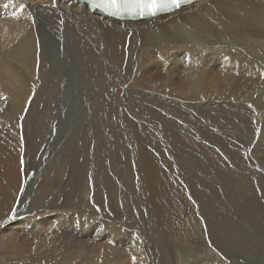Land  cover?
I'll return each mask as SVG.
<instances>
[{
  "label": "bare ground",
  "instance_id": "1",
  "mask_svg": "<svg viewBox=\"0 0 264 264\" xmlns=\"http://www.w3.org/2000/svg\"><path fill=\"white\" fill-rule=\"evenodd\" d=\"M70 95L84 99L79 111ZM29 101L27 122L20 121ZM53 103L59 114L81 112L79 140L86 144L76 148L78 119L69 115L71 148L48 147L54 164L46 163L37 190L28 191L18 131L24 145L30 114L45 121L31 139L39 151ZM246 107L262 126L253 152H262L264 169V0H198L137 22L106 18L77 0H0V249L11 250L0 253V264H120L128 248L120 253L111 242L138 243L134 227L181 239L226 227L209 198L228 210L264 198V175L251 181L232 167L243 163L233 137L250 123L240 112ZM109 136L117 137L113 145ZM166 149L171 160L163 159ZM174 163L180 181L171 176ZM91 186L93 201L110 202L112 217L89 204ZM262 212L253 207L258 221L250 227H264ZM76 227L98 228L77 235ZM139 251L134 257L146 254Z\"/></svg>",
  "mask_w": 264,
  "mask_h": 264
},
{
  "label": "rangeland",
  "instance_id": "2",
  "mask_svg": "<svg viewBox=\"0 0 264 264\" xmlns=\"http://www.w3.org/2000/svg\"><path fill=\"white\" fill-rule=\"evenodd\" d=\"M66 63H67V61H66ZM60 87L64 89L63 86H60ZM60 87H59V89H60ZM60 92L63 93V91L61 89H60ZM137 100L140 101L141 97L137 98ZM70 101L73 103V105L75 102H76V104L78 103L77 108L80 105H84V103H85L84 99L79 98L78 95H76L74 97H73V95H70ZM249 104H251L252 106L254 105L251 101L249 102ZM29 105H31V101H29L26 104L25 109H23V111L20 115V121H24V119H25V121L27 122L26 116H27L28 111L31 107ZM149 105H151V104H149ZM52 106L57 108V109L55 108L53 111V114H55L54 115L55 118L49 120L50 123H48L49 124L48 126L51 129L49 127H47V129H45V130H47L48 136H46V139L44 141L45 144L42 147H40L39 151L36 152V146H34V143L32 142L31 139L32 138L34 139L35 137H37L36 136V134L38 132L37 129H39L41 126H43L45 124V121L43 122V120L40 119L35 114L33 115L31 113L33 116H31V114H30L31 120L29 121L28 126H27V130H26V133H27L29 138H27L26 143H25V144H27V142H28V144L30 145L29 146L27 144L28 147H26L25 144L23 145V137H22L21 130L18 131L19 136H20L19 141H20V145H21L17 149L18 155H19L18 156V162L21 165V169H22V167L24 169V170L22 169V172L24 171L22 174L25 175V173H26V176H24V178L28 179V177H30L29 179L32 180V182L30 183L32 186L30 185V187H28V191L35 192V190H37V183H38V181H40V180H37V178L41 174L46 163L51 160L49 162V166H50V163L52 165L54 164V160L52 158H50L52 156L49 155L50 150L48 149V147L49 148H53L54 146L58 147V146L62 145V143H63V145H67L70 142L69 145L71 144L70 145V148H71V146H72V139L70 137L71 135L65 134V130H64L71 123V121L68 119L69 115H74V116H76L75 118L78 119V122H77L78 137H77V141H76V148L83 149L85 144H86V139L84 137H82V140H79V135L81 133V130L79 128V119L82 116L81 112H78V114L75 112H72L73 114L70 113L68 115H65L67 113V109H66L63 112V114H59V111L61 110V108L57 107V104H55V103H53ZM41 107H42V105L39 106V108H41ZM74 107H76V105ZM77 111H79V108L77 109ZM240 112L243 113V115L247 116V118L249 117L248 119H249L250 123L244 124L243 127H241L240 129L238 128V131H235L233 138H234V140H236V142L233 143V148L235 151L239 152L242 155L243 163H236L235 165L232 163V167L233 168H235V167L240 168L241 167L240 170L237 172H239V173L242 172V174L246 173V175H249L250 178H252L251 179V181H252L256 177V175H260V174L264 175V172H263L264 169L262 168L261 163L257 161L262 152H257V151L253 152V149H254L255 145L257 144L258 139L261 135L260 131H262V128H261L262 126L260 123H257V119H256L257 113L250 111L247 107H246V109H242ZM249 112H250V114H248ZM61 115H62V117H61ZM67 122H69V123H67ZM33 123H34V125H33ZM44 128H46V126H44ZM249 131H251V133ZM155 136H158V134L155 133ZM116 138H117L116 136H109L106 140V144L113 145L114 140ZM48 140H49V143H47ZM65 140H66V142H65ZM125 146L128 147V144H126ZM168 152L169 151L167 150L163 153V159L164 160H171V159H169V157H171V156H168V155H170V153H168ZM253 153L255 155H257L258 157H256ZM172 154L175 156L176 152L172 151ZM239 158L241 159L240 155H239ZM257 163H259V164H257ZM28 165L30 166V169H28L29 168ZM37 167H38V169H37ZM183 167H185L184 169L186 172H188L190 169V167H188V166H183ZM36 169L37 170L40 169V170L37 171ZM166 169H167V166L164 167V170L167 172ZM27 170H28V172H26ZM36 171H37V173H35ZM170 171H171L172 178L174 180L180 181V178H182L181 175L183 174V172H182V169L179 167V165L174 163L171 166ZM38 172H40V173H38ZM176 173H178L179 175ZM110 176H111V173H110ZM39 179H40V177H39ZM36 180H37V182H36ZM90 189H91V190H89L90 194H88V196H87L89 204L94 208V210H97L100 213H103L107 217H112L113 214H115V213H114V210H113L111 204H109L110 202L105 203L106 200H103V197H102V203L101 204L97 203L96 200L93 201L94 187L91 186ZM257 196L260 200L259 202L254 201V202H249V203H242L241 208L238 210H237V208H236V210H228L227 208H222V206L220 205L221 203L218 200L209 198V200H211L212 202L215 203V208H214L215 211L214 212L216 214L217 213L221 214L219 216H225V226L226 227H212V228L211 227H207V228L204 227V228H201V232H199V233L194 232V231H189L187 234L182 236V239H181L180 235H178L177 237H172L169 235L164 236L165 235L164 233L158 232L154 227H137V228L134 227L135 234L138 237H140V239H139L136 236V238H138L137 239L138 243L136 241L131 240L129 243H128V241H126L127 244L123 243L121 246H119L117 244H113V242H111V245H113L120 253L122 251L121 247L128 248V251L126 250V252H128V253L127 254H125L126 252L124 253L126 256L125 260H124V262H122L120 264H136L137 261L141 262L143 260L145 262L143 261L142 263H137V264H144V263L150 264V261H151V264H196L197 262H198L197 264H217V263L218 264L219 263L220 264H264V227H250L253 223H256L258 221V216L253 214V207L254 206H260L263 210L262 214L264 215V203H263L264 198L263 197L261 198L260 195H257ZM30 198L32 199V197H30ZM241 198L242 197H240L239 199H241ZM132 200H137V199H132ZM245 201H247V198L245 199ZM103 202H104V204H103ZM19 203H20V200L15 204L14 210H13L14 212H15L16 208L18 207ZM250 203H252V204H250ZM102 204H103V206H102ZM95 208H97V209H95ZM8 210H9V208H7L6 215L9 213ZM110 210H112V211H110ZM250 210L252 211V213ZM225 211H226V213H225ZM230 211H231V213H230ZM239 211H240V213L244 214L243 217H242V214L239 213ZM247 213H248V215H247ZM126 215H128V214H124L123 216H126ZM231 215L235 219H234V222H232V224H228V223H231L230 219L228 218V216H231ZM226 219H227V221H230V222H227ZM255 219H257V220H255ZM234 223H235V225H234ZM237 226H239V227H237ZM76 228H77V231H76L77 235H80L82 233L81 229H84L87 232H89V234L93 235L94 232L97 231L98 227H93V228L92 227H76ZM65 229H66V227L63 228V231ZM144 229H145V231L143 232ZM212 229H215V230L213 231ZM260 229H261V231H260ZM125 230L127 231L129 229H125ZM140 230L142 232H140ZM138 231H139V233H138ZM217 231H219V232H217ZM221 231H222V233H221ZM144 233H147L149 235L150 239L147 237L148 235H146ZM160 234H161V237L159 236ZM207 235H209V236H207ZM152 236L154 237V239ZM66 237L68 238V235H66ZM157 237L159 239L161 238V240H159ZM166 237H167V240L165 239ZM178 237L180 238V240L177 239ZM94 238H95V236H94ZM151 239L154 240L153 241L154 245H153V242ZM170 240H171V242H170ZM159 241H162L163 243L159 242ZM146 242H148L152 247L149 246L148 243L146 244ZM144 243H145V246H144ZM175 243L176 244L178 243V245L174 246ZM156 244H159L160 247L158 245H157L158 246L157 247ZM97 247L102 248V245L100 244V246L98 245ZM134 247H137L138 249H140L141 252L138 249H134ZM2 249H4L5 251ZM164 249L166 250V253H165ZM129 250H131V251H129ZM0 251H1L0 253L2 255H4V253L10 255L9 252L11 250L9 248L2 247L0 249ZM134 251L135 252L139 251V253H138L139 255L143 254V251H145L144 254L145 253L146 254L143 257H141V256L134 257L137 255L136 253H134ZM148 252H151V253L149 254ZM177 252H179V255ZM11 254L14 255L15 253L11 252ZM17 254H19V253H17ZM174 254H176V255H174ZM110 255H111V252L109 253V257H110ZM131 255L134 257V259ZM146 255H147V257L150 258V260H149V258H148V260L144 259L146 257ZM127 256L129 259L127 258ZM130 258H132V259H130ZM136 258H138V259L136 261H133ZM126 259H127V261H126ZM141 259H143V260H141ZM208 259H209V263L207 261ZM204 260H206L207 263H204L205 262ZM125 261H126V263H125ZM202 261H204V262H202ZM210 261H212V262H210ZM12 262H13V264H15L14 261H12ZM111 264H114L113 261L111 262Z\"/></svg>",
  "mask_w": 264,
  "mask_h": 264
},
{
  "label": "snow or ice",
  "instance_id": "3",
  "mask_svg": "<svg viewBox=\"0 0 264 264\" xmlns=\"http://www.w3.org/2000/svg\"><path fill=\"white\" fill-rule=\"evenodd\" d=\"M53 6L57 0H52ZM90 10H98L117 20L154 18L179 9L193 0H81ZM22 10L24 5L21 4ZM11 218V217H10Z\"/></svg>",
  "mask_w": 264,
  "mask_h": 264
}]
</instances>
